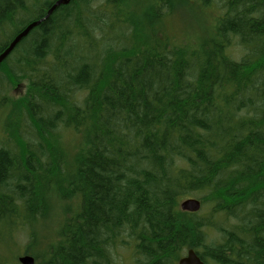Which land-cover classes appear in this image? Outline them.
<instances>
[{"label":"trees","instance_id":"trees-1","mask_svg":"<svg viewBox=\"0 0 264 264\" xmlns=\"http://www.w3.org/2000/svg\"><path fill=\"white\" fill-rule=\"evenodd\" d=\"M56 1L0 0V53ZM185 8L212 23L175 42ZM0 227L37 264L129 242L134 264H264V0H73L36 27L0 65Z\"/></svg>","mask_w":264,"mask_h":264},{"label":"rangeland","instance_id":"rangeland-1","mask_svg":"<svg viewBox=\"0 0 264 264\" xmlns=\"http://www.w3.org/2000/svg\"><path fill=\"white\" fill-rule=\"evenodd\" d=\"M203 16L204 14L198 11L197 9L195 11H189L186 8L184 9V11H182V9H179L171 18L167 20L166 33L175 42L182 40L185 41L189 38H196L203 27L212 23L210 19H207ZM204 20H208V21L204 22ZM203 22L205 25H202ZM23 91H24L23 86L21 88L17 86L11 91V95L17 97L21 95ZM68 151L69 154L71 155L74 154L75 152L74 149L71 148V146H69ZM184 200L180 202L179 207L181 211H182L181 203ZM55 210H57L58 215L62 212L59 206ZM46 227H48L47 234L49 235L53 234L52 232H54V230L57 229L56 222H48ZM27 231H28L27 229L20 228L19 230L16 229L11 233L9 232L8 229H4L0 227V245H1L0 250L7 257V260L10 264L12 262L15 264L16 263L20 264L18 262V259L19 257L24 255H31L34 257V254L32 253L30 254L29 252H26L27 248L30 245V239ZM43 232L45 233L44 228H43ZM5 234L10 235L12 241L11 246H8L6 242L1 241V239H3V236ZM134 253L135 250L133 244L131 242L125 244L124 246H122L121 249H119L118 252H116L114 264H134V258H135ZM36 264H37V260H36Z\"/></svg>","mask_w":264,"mask_h":264},{"label":"water","instance_id":"water-1","mask_svg":"<svg viewBox=\"0 0 264 264\" xmlns=\"http://www.w3.org/2000/svg\"><path fill=\"white\" fill-rule=\"evenodd\" d=\"M73 0H57L51 8L48 10L45 17L33 21L26 26L21 32H19L14 39L10 42L8 47L0 53V65L12 54L16 47L29 36V34L43 22L47 21L53 13L62 6L69 5ZM181 209L184 212L197 213L202 209V202L197 198H187L181 203ZM18 262L20 264H36L35 257L31 255H24L19 257ZM178 264H206L195 252L190 249L184 257H182Z\"/></svg>","mask_w":264,"mask_h":264},{"label":"bare ground","instance_id":"bare-ground-1","mask_svg":"<svg viewBox=\"0 0 264 264\" xmlns=\"http://www.w3.org/2000/svg\"><path fill=\"white\" fill-rule=\"evenodd\" d=\"M190 250V249H189ZM189 250H187V252L189 251ZM194 250V249H193ZM187 252H186V254H187ZM196 252V251H195ZM198 254V253H197ZM200 257V256H199Z\"/></svg>","mask_w":264,"mask_h":264}]
</instances>
